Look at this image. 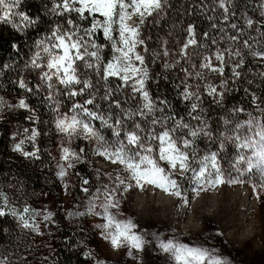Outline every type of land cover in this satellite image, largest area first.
<instances>
[{
	"label": "snow or ice",
	"instance_id": "snow-or-ice-1",
	"mask_svg": "<svg viewBox=\"0 0 264 264\" xmlns=\"http://www.w3.org/2000/svg\"><path fill=\"white\" fill-rule=\"evenodd\" d=\"M21 2L0 0V24H9L17 31L37 24V20L16 11ZM233 4L234 0H213L212 5L203 4L200 8L202 14L209 10L213 13L221 10L220 24L213 22L212 27L219 28L220 32L227 35V26L235 31V35L227 36L228 44L223 49L217 46L210 54L198 53L201 56L199 70L195 63L190 64L191 71L188 68L181 69L184 77L176 85V90L181 101L188 106L187 118L178 117L166 98L153 97L148 88V82L153 80V76L146 62V54H151L153 64L163 57V68L169 70L181 61L190 62L194 55L190 49L207 47L198 42L195 25L190 23L178 51L170 50L167 47L169 42L165 39L159 51L150 52L142 36L143 28L149 18L153 22L163 19V14L170 7L169 0H52L48 11L62 18V22H56L49 33L34 41L32 55L23 66V71L30 69L39 77L35 92L47 90L44 99L53 113L54 127L66 138L67 143L70 145L74 138L95 141L93 154L120 165L126 174H109L112 183L97 189L85 211L69 210L67 218H100L103 223L95 227L100 230L102 239L113 249L127 248L126 255L129 258L135 259L133 250L143 251L147 243L145 232L138 233L136 229L139 225L133 220L117 219L121 204L119 197L133 187L132 182L141 190L151 186L166 195L177 197L185 207L190 206V201L181 190L180 182L183 180L192 181V191L199 194L225 183H241L239 176L258 174L260 183L252 185L253 191L264 189V107L261 106L264 101L256 93L244 88L245 94L252 97L255 114L243 107L228 109V114L220 118L223 127L218 134L213 131L208 110L204 107L205 96L210 97L215 105L224 107L226 94L233 91L229 87V79L233 85L241 79L244 75L241 69L247 57L264 62V39H260L264 38V0L257 5L261 20L256 21L247 13H242V26L230 22L236 16ZM14 18H19L20 23H16ZM134 18L138 23H129ZM207 19L213 21L215 18L208 16ZM85 21H88L87 26ZM252 30L256 32L255 37L251 35ZM101 35L103 41L111 45L112 56L107 61L103 57L105 44L98 42ZM208 35L204 33L205 38ZM244 35H248V39L241 40ZM213 44H217V41L213 40ZM141 48L143 51L138 50ZM12 49L18 51L17 45L13 44ZM11 67L10 64L3 65L0 75ZM229 67L230 78L225 75V69ZM210 74L221 77L220 83H213L209 79ZM254 75L264 80V70ZM112 79L120 81L115 91L131 90V99L136 101L135 107L124 108L119 100L112 99L115 94L110 86ZM164 79L168 77L164 76ZM189 80L196 83H189ZM101 81L104 93L99 99L110 101L106 110H102L101 104L97 103V84ZM15 83L25 92L33 93L23 75ZM247 83L252 84L253 81L248 80ZM84 96L87 98L83 102L77 99ZM60 97L72 101L67 112H61L63 101ZM21 109L30 113L27 119L33 124L40 122L25 98L12 104L0 96V116H3L5 110ZM241 114L246 115L247 119H239ZM94 121H99L101 128L111 130L114 137L111 142L94 126ZM18 135L19 132H14L12 139L15 141ZM40 135L37 127L24 128L23 138L14 143L12 150L25 158L39 159L37 138ZM201 139L209 145L217 144L218 151L209 149L203 156L199 155L197 141ZM26 141L34 146L32 152L24 150ZM229 144L236 150L231 165L239 174L235 178L225 177L218 160L220 153ZM83 153V149L77 153L70 146H61L60 160L63 163L57 165V177L61 181L68 174L67 170L75 166L73 161L82 162ZM161 162L167 168L161 166ZM176 173L181 174L179 178ZM83 183L88 184V181L84 180ZM82 191L87 193L88 189L83 188ZM7 215L14 217L21 228L40 234L35 217L41 213L27 206L18 212L9 196L0 190V218ZM52 217V212L45 211L43 214L44 221H51ZM148 234L156 241L155 247L159 254L166 256L172 264H229L226 258L216 254L215 249L189 246L175 236L163 240L155 232ZM0 264L11 262L7 256H0ZM97 264L105 262L97 261Z\"/></svg>",
	"mask_w": 264,
	"mask_h": 264
},
{
	"label": "rangeland",
	"instance_id": "rangeland-1",
	"mask_svg": "<svg viewBox=\"0 0 264 264\" xmlns=\"http://www.w3.org/2000/svg\"><path fill=\"white\" fill-rule=\"evenodd\" d=\"M210 1L212 5L213 0ZM260 2L261 0H246V5H243V8L239 9V14L235 17L234 22L242 26L243 21L240 19L242 13H247L249 17L260 21L261 17L259 16V9L257 7ZM16 11L23 12L20 7ZM209 12L215 18V21L220 22L221 10H217L215 13L211 10ZM15 19L17 23H20L19 18ZM230 22H233V18ZM129 23L135 24L138 23V20L134 18ZM225 27L227 35L221 32L217 44H211L209 47L210 51L205 54L214 52L217 46L221 49L227 46V36L235 35V31L227 26ZM186 35L185 30L179 33L180 37L185 38ZM251 35L255 37L256 32L252 30ZM222 37L223 39H221ZM243 39H248V35H244L241 40ZM168 42L167 47L170 50H179V46L175 45V43L170 40ZM138 50L143 51L142 48ZM190 51L194 55L186 65L181 61L175 68L164 70V58L161 57L157 62H159L164 71L178 70L184 77V72L181 69L188 68L191 71V63H195L197 70H199L201 56L198 55V51L196 50ZM247 63L254 65V73L264 70V67H262L264 62L254 61L251 57H247L245 64ZM241 71L244 72V69H241ZM225 75L230 78V67L225 69ZM255 77L264 84V80L260 79L257 75H254V79H256ZM209 79L213 83L219 84L221 77L210 74ZM180 81L175 80L172 83L176 92V85L180 84ZM189 83H196V81L189 80ZM231 85L233 84L231 83ZM251 91L258 96L261 95L258 85H254ZM3 98L12 104L17 103L19 100ZM251 100L252 97L247 100L248 108L246 111H252L255 114V108ZM261 100L263 101L262 97ZM263 104H261L262 107ZM213 105L215 104L212 99L205 96L204 107L208 110ZM70 106H61V112H67ZM186 107H188L187 104ZM219 109L222 117L228 114L227 110L231 109V107L224 103V107H219ZM10 112L12 111L5 110L3 116H0V123H13V118L9 115ZM209 113L208 117L210 118ZM51 117L54 126L53 114ZM243 117L244 114H241L239 119H247V117ZM14 120L16 119L14 118ZM26 121L29 122L28 119ZM93 123L96 128L100 129L109 142L114 139L110 129L101 128L99 121H94ZM13 125L15 127L13 131L19 132L20 135L0 155L1 159L7 162V167L10 168L12 174L10 182L1 190L9 196L12 205L18 212H22L23 208L27 206L36 212H40L41 215L35 217V223L39 224L40 234L21 228L18 221L10 215L3 217L7 223H12L19 229L17 246L10 248L2 254L9 258L11 264H57L56 251L59 247L60 233L64 230L71 231L72 233L76 232L78 246L84 247V253H91V255L86 256L87 262L85 264H97V261H104L105 264H172L166 256L159 254V250L155 247L156 241L148 234L152 232L160 235L163 240L175 236L189 246L200 245L208 249H215L216 254L226 258L229 264H264V189L257 188V191L254 192L252 187L254 183L257 185L260 183L258 174L239 176V179L242 181L241 183L231 185L225 183L209 191H201L199 194L192 191V185L187 193L184 194L190 201L189 207L183 206L182 201L177 197L166 195L157 188L146 186L144 190H141L136 188L134 182H132L133 187L119 197L121 204L117 219H131L139 225L136 229L138 233L141 231L145 232L147 243L144 245L143 251L137 252L133 250L135 257L133 259L126 255L127 248L113 249L102 239L100 230L95 227L96 224L103 223L100 218L95 216H84L76 219L67 218L69 210L85 211L89 199L96 193L97 189H102L104 185L112 183L109 180V174H113L114 176L116 172H121L122 175H126L122 172L120 165L112 164L103 157L94 155L95 141L74 138L69 145L66 138L55 129L53 132L55 143L52 146L53 150L51 154L55 178L51 180L46 177L43 188H33L17 177V172L26 173L30 170L35 171L41 166L40 158H25L20 153L12 150L14 143L23 138L24 129V127L20 129L15 123ZM222 127L220 119V125L216 130L217 134L222 130ZM62 145L70 146L77 153H80L81 149L84 150L82 162L73 161L75 166L67 170L68 174L63 181L57 177V165L58 163H63L60 160ZM24 150L28 152L34 150V146L30 141H26ZM211 151H218V145L214 144ZM235 156L236 150L233 145L229 144L218 157L226 178H235L239 175L231 166ZM82 163L91 172V188L87 193L79 192L80 185L74 175V168L76 165ZM162 163L161 166L167 168V165H163ZM176 175L179 176L181 174L176 173ZM190 182L192 183V181ZM65 185H67V188ZM248 193L253 198L251 206ZM221 196H225L226 200L223 201L222 199L221 203L223 206L217 207ZM228 207L231 211L227 210ZM203 210L208 213L215 210V213L212 216H208ZM45 211L53 213L51 221L43 220ZM112 211L116 212L115 209ZM253 211L254 218L252 223L250 216H252ZM195 212L199 219L198 221L195 219ZM247 218H249L248 221L250 223L247 222ZM29 222L31 223L32 220ZM201 227L202 229L199 230ZM197 231L199 234H189L197 233Z\"/></svg>",
	"mask_w": 264,
	"mask_h": 264
},
{
	"label": "trees",
	"instance_id": "trees-1",
	"mask_svg": "<svg viewBox=\"0 0 264 264\" xmlns=\"http://www.w3.org/2000/svg\"><path fill=\"white\" fill-rule=\"evenodd\" d=\"M170 7L163 14V19H158V22H153L152 18H149V22L145 24L142 32V36L146 41V44L151 51H159L163 40H170L175 43V45L180 46L184 42V37H180L179 33L184 32L187 26L191 23L195 25L197 40L200 44L206 45V48H195L190 50H196L198 53H208L210 51L209 47L213 44V40H218L220 37L219 28H213L212 23L220 24L219 21H210L207 19L208 16H211L208 11L206 14H202L200 8L203 4L211 5L210 0H169ZM243 5H246V0L234 1L233 11H235L236 16L239 14V9L243 8ZM52 6V0H22L20 8L21 10L28 15L31 19L37 20V24L34 26H29L22 31H17L9 24H0V69L3 68V65L10 64L11 68L4 70L3 74L0 75V96L5 98L20 99L25 98L27 103L32 109L35 110L36 115L39 117V123L33 124L31 121L27 122V117L30 115L28 111L25 110H15L9 113L13 118V123L16 124L20 129L37 127L41 135L37 138V146L39 147L38 156L40 158V164L35 171H27L26 173L17 172V177L22 181H25L26 184L31 185L33 188L41 189L45 185V178L53 179L54 176V167L51 158L53 145L55 139L53 132L55 130L52 117L53 114L47 107V101L44 99L46 94V89L42 92L36 93L35 87L39 83V77L36 72L23 71V66L25 62L32 55V47L34 41L41 36L49 33L53 25L56 22H62V18L53 16L48 9ZM235 16V17H236ZM233 17V22L235 20ZM15 22L17 20L14 18ZM87 26L88 21L84 22ZM226 29V27H225ZM207 32L209 35L207 38L204 37V33ZM179 36V37H178ZM264 39V38H262ZM99 43H104V53L103 57L105 61L111 59L112 52L110 45L103 41L102 35L98 37ZM16 44L18 51H13L12 45ZM151 54H146V62L149 65L153 80L148 82V88L153 95V97L159 96L161 98H166L171 106V110L179 117L184 116L186 118L187 107L186 103L182 102L178 96V92L175 91L172 83L175 80L183 79L182 73L178 70L164 71L159 65V62L152 63ZM184 65L187 63L185 61ZM249 68L252 69L249 72ZM244 75L241 79L233 86L231 85V79H229V87L233 88V91L227 93L225 96L224 103L229 107H243L247 110L248 99L251 98V95H246L244 88H248L250 92L253 89L254 85H258L261 90V95L264 101V84L259 81L257 77L254 79V65L247 63L244 66ZM23 75L24 79L29 83V87L33 89V93L25 92L17 86L16 81ZM164 76H167L168 79L165 80ZM95 81V76H92ZM159 81L156 83V81ZM252 80V84H248L247 81ZM120 81L112 79L110 81V86L114 90L115 94L113 100H119L122 107H135L136 101L131 99V91L125 89L123 91H115L117 85ZM236 86V87H235ZM99 88L97 103L101 104V109L106 110L110 101L105 102L99 99L100 96L104 93L103 82L101 81L97 84ZM35 93V94H34ZM87 96L77 97L80 102H83ZM63 101L61 106H70L72 101L66 99L65 97H60ZM91 107V106H89ZM264 107V104H263ZM219 107L213 105L208 109L210 115L209 122L212 126L214 132H216L218 126L220 125L221 114ZM113 111H118L113 109ZM167 111V110H166ZM247 117L244 115L243 118ZM14 118L16 120H14ZM13 123H0V155H2L8 148V145L14 141L12 139V134L14 133ZM131 130V125L129 126ZM214 144L209 145L205 140L201 139L197 141V146L199 149V155L203 156L205 152L213 148ZM164 165V163H162ZM74 175L77 178L78 184L80 185L79 192L85 193L82 191L83 188H87L88 191L91 188V172L85 166L84 163L76 165L74 168ZM176 175V174H175ZM12 174L10 168L7 167V162L3 161L0 157V190L10 182ZM179 178L178 175H176ZM87 180L88 184H84L83 181ZM181 183V190L184 194L191 188L192 183L190 180H184ZM248 196L253 201L252 195L248 193ZM222 199L226 200V197L221 196L219 203L217 205L222 207ZM216 207V209H217ZM215 209V210H216ZM214 211L207 213L208 216H212ZM227 210L231 211L228 207ZM233 211V210H232ZM195 214V219L198 221V217ZM251 220L253 223L254 211L252 213ZM249 218H247V222ZM250 223V222H249ZM202 227L199 229L201 230ZM198 230V231H199ZM189 233V234H199ZM19 229L16 225L12 223H7L3 218H0V255L5 253L10 248L17 246L18 244V235ZM71 231L64 230L60 233V242L59 247L56 251V262L57 264H85L87 262L86 255L84 253V247L78 246L77 244V235ZM21 244V243H20ZM3 256V255H2Z\"/></svg>",
	"mask_w": 264,
	"mask_h": 264
}]
</instances>
